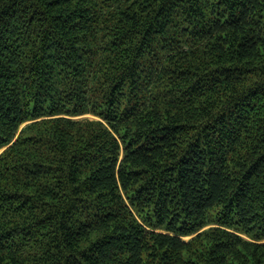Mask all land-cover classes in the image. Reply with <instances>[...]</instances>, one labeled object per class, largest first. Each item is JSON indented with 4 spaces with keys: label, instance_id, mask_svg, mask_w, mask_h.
I'll return each mask as SVG.
<instances>
[{
    "label": "trees",
    "instance_id": "trees-1",
    "mask_svg": "<svg viewBox=\"0 0 264 264\" xmlns=\"http://www.w3.org/2000/svg\"><path fill=\"white\" fill-rule=\"evenodd\" d=\"M4 147L0 264H264V0H0Z\"/></svg>",
    "mask_w": 264,
    "mask_h": 264
},
{
    "label": "rangeland",
    "instance_id": "rangeland-1",
    "mask_svg": "<svg viewBox=\"0 0 264 264\" xmlns=\"http://www.w3.org/2000/svg\"><path fill=\"white\" fill-rule=\"evenodd\" d=\"M81 117H83V118H85V117H88V118H95V116L92 115V114H86V115L78 116V118H81ZM4 149H5V147L2 148V149H0V153H1ZM186 238H189V237H186Z\"/></svg>",
    "mask_w": 264,
    "mask_h": 264
}]
</instances>
